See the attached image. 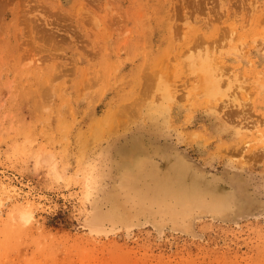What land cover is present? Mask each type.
I'll use <instances>...</instances> for the list:
<instances>
[{
    "label": "rangeland",
    "instance_id": "rangeland-1",
    "mask_svg": "<svg viewBox=\"0 0 264 264\" xmlns=\"http://www.w3.org/2000/svg\"><path fill=\"white\" fill-rule=\"evenodd\" d=\"M131 142L241 208L112 213ZM0 264H264V0H0Z\"/></svg>",
    "mask_w": 264,
    "mask_h": 264
},
{
    "label": "bare ground",
    "instance_id": "bare-ground-1",
    "mask_svg": "<svg viewBox=\"0 0 264 264\" xmlns=\"http://www.w3.org/2000/svg\"><path fill=\"white\" fill-rule=\"evenodd\" d=\"M121 152L119 180L110 198L120 205L113 204L112 213L128 218L145 208L152 216L171 222L190 219L196 213L227 216L241 208V192L233 181L216 179L177 153L160 148L146 152L132 142ZM121 204L125 206L118 212Z\"/></svg>",
    "mask_w": 264,
    "mask_h": 264
}]
</instances>
